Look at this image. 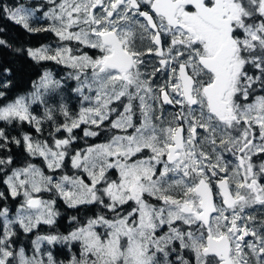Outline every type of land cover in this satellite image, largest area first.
Wrapping results in <instances>:
<instances>
[{
	"label": "snow or ice",
	"instance_id": "obj_1",
	"mask_svg": "<svg viewBox=\"0 0 264 264\" xmlns=\"http://www.w3.org/2000/svg\"><path fill=\"white\" fill-rule=\"evenodd\" d=\"M46 3L0 4V12L58 38L27 54L71 69L81 107L48 105L62 82L47 70L33 92L0 104V121L38 134L57 110L64 117L50 140L0 128V149L23 143L30 158L12 167L13 156L0 157L9 195L21 198L14 212L0 207V264H65L44 243L78 245L67 264H264V220L248 212L264 208V162L253 163L264 156V0ZM37 12L47 26H32ZM81 125L84 138L109 135L74 148ZM57 198L101 210L83 222L70 217L76 227L66 235H37L31 256L14 249L17 229L56 224Z\"/></svg>",
	"mask_w": 264,
	"mask_h": 264
},
{
	"label": "trees",
	"instance_id": "obj_2",
	"mask_svg": "<svg viewBox=\"0 0 264 264\" xmlns=\"http://www.w3.org/2000/svg\"><path fill=\"white\" fill-rule=\"evenodd\" d=\"M14 0H0V4L12 5ZM23 3V2H22ZM27 4H30L27 2ZM0 39L6 41V45H0V91L5 93L6 98H0V104L7 103L17 96L26 94L29 92L32 84L41 75L42 71L49 69L51 71L57 70V66L51 61H40L37 63L27 54L28 48H36L44 43H51L52 36L47 32H35L29 33L19 25L14 24L11 20L0 12ZM9 69L10 72L5 70ZM8 83V87L4 88L2 85ZM64 93L66 95H49L47 101H52L48 103L49 106L57 108L59 103H64L68 106L70 111L71 105L74 103L73 93L70 90L69 85L62 86ZM62 92V91H61ZM55 96V97H54ZM58 96L67 97V99H58ZM38 104L32 106L33 113L37 116H42L39 110H37ZM64 122V117L57 110L55 112V123L51 121H45L42 124L43 133L38 134L35 128L28 123H14L12 125H7L0 121V128H4L6 134L9 137L21 138L24 133H29L34 137L39 139H49V133L54 131V127L57 124H62ZM58 136V134H57ZM3 143V141H0ZM75 144L73 147H75ZM11 155L14 158V164L12 167H17L25 163L26 160L30 158L24 151L23 143L20 146L14 143H9L7 148L0 149V157ZM32 162L37 163L43 167V164L39 158L32 159ZM10 172V169L6 170ZM47 171V169H45ZM3 174H0V191L5 193L8 197L7 200L0 201V207L7 204L8 207L15 209L18 205V199L13 200L8 193L7 186L3 183ZM47 197H50L49 194ZM51 198V197H50ZM57 210L60 215L57 217L56 224L53 226L40 225L36 230L31 233L25 234L22 230L17 229L18 235L14 238L15 242L13 246L22 245L25 249L29 250V242L34 236V233H44V234H66L70 232L75 224L70 222V217L76 216L83 222L88 217L94 216L101 209L98 206L88 205L79 206L78 208H69L62 200L57 198ZM44 251H51L54 258L57 261H64L67 264L68 259H70L73 252L78 254V245L73 247L71 251L64 245L57 244L55 246H50L45 244L43 247Z\"/></svg>",
	"mask_w": 264,
	"mask_h": 264
},
{
	"label": "flooded vegetation",
	"instance_id": "obj_3",
	"mask_svg": "<svg viewBox=\"0 0 264 264\" xmlns=\"http://www.w3.org/2000/svg\"><path fill=\"white\" fill-rule=\"evenodd\" d=\"M27 2H29L30 4H27ZM21 3L24 4L25 6H28V7H34V5H37L38 6V4L39 5H42V6L47 4L46 3V0H14V3L11 6H16V5L21 4ZM31 23H32V26L33 27H44V26H47V24L50 23V22L47 21V20H45L43 17H40L38 14H36V18H34L31 21ZM20 27L23 28L22 26H20ZM47 33L50 36H52V42L51 43H44L42 45H50L51 47H56L58 45V43H59L58 38L52 32H47ZM42 45H40V46H42ZM40 46H38V47H40ZM84 51L88 52L89 55H97L98 54V52L96 50H93V49L85 48ZM150 59H153V58H150ZM51 62L54 65H56L58 67H61L62 69H63V67L66 68V66H64V65L62 66L61 64H57L54 61H51ZM58 67H57V70L56 69L53 70V71H51L49 69H46V70L47 71H50V72H53L56 77H59V79H61V78H63V76H61L62 72H58ZM46 70L42 71V73L45 72ZM42 73H41V75H42ZM71 83L73 85V80L71 81ZM74 84L75 85L77 84L76 81L74 82ZM76 98L77 99L71 105V109H73V113L78 112L79 111V108L81 107L80 100L78 101V95H76ZM165 111H166V113H171V112L175 111V109H172L171 107L166 106ZM105 123L107 124L108 122H105ZM84 127H85V125H81V128L74 130V133L73 134L76 135L77 137H80L81 138V139H78L75 142L76 144H75V147L74 148H82V147H85L86 144L100 143V142L104 141L105 139H107V137L109 135L107 133L102 132L99 137L84 138L83 137V129H84ZM129 131H131V130H129ZM226 155L228 156V159H232V157L229 154H226ZM261 162H264V156H258V157L257 156H254L253 157V163L254 164L258 165ZM233 163H235L234 160H233ZM248 212H249V214L256 216L257 220H264V208H262L260 206H256L253 209H249Z\"/></svg>",
	"mask_w": 264,
	"mask_h": 264
},
{
	"label": "rangeland",
	"instance_id": "obj_4",
	"mask_svg": "<svg viewBox=\"0 0 264 264\" xmlns=\"http://www.w3.org/2000/svg\"><path fill=\"white\" fill-rule=\"evenodd\" d=\"M35 6H37V5H34V7ZM38 6H42V5H39L38 4ZM43 7V9L44 10H47V7H48V5L46 4V5H43L42 6ZM37 14L40 16V17H43L42 16V12H37ZM50 22V21H49ZM53 48H55V47H53ZM62 65V64H61ZM63 66V65H62ZM58 67V66H57ZM71 71V69H69L68 67H66V68H64L63 67V69L61 68V67H58V72H62V74H61V76H63V78H61V79H59V77H56L55 76V74L53 73V72H51L52 74H53V77L55 78V79H57V80H61V82H62V86H64V85H69L70 86V90H71V92L73 93V95H72V97H73V100L75 101L77 98H76V95H78V94H76L74 91H73V89L77 86V84L75 85L74 84V82H75V80L74 79H69L68 78V73ZM44 73V72H43ZM42 73V74H43ZM40 78V77H39ZM39 78L38 79H36V81H34V82H37L38 80H39ZM73 80V85H72V83H71V81ZM33 85H34V83L32 84V86H31V88H30V90H29V92L28 93H26V94H29V93H31V92H33L34 91V87H33ZM62 91V92H61ZM64 89H63V87L61 88V89H59V90H57L55 93H51V94H49V95H54V94H58V95H66L64 92ZM26 94H23V95H26ZM48 95V96H49ZM47 96V97H48ZM47 97H46V99H47ZM55 97V96H54ZM61 99V100H63V99H67V97H63V96H58V99ZM79 100H81V98H79V96H78V101ZM48 103H50V102H52V101H47ZM38 104V107H37V110H39V112H40V114L41 113H43V111H44V105H41V104H39V103H37ZM60 104V103H59ZM58 134V136L59 137H63V136H66L67 135V133L66 132H63V131H61L60 133H56V135ZM69 172H70V170H69ZM71 174V173H70ZM48 196V194L46 193L45 194V198H50V197H47ZM18 199V201L20 202V199L21 198H17ZM19 204V203H18ZM16 208V207H15ZM15 211V209L13 210V212ZM72 231V230H71ZM67 234V233H66ZM65 234V235H66ZM37 235H47V234H44V233H34V236L32 237V239L30 240V242H29V250L27 251L26 249H25V251H26V254L28 255V256H31V255H33V245H32V241L36 238V236ZM46 243H44L43 245H42V247L45 245ZM20 247H23L22 245H16V246H13V248L14 249H16V250H18ZM25 248V247H24ZM46 252V251H45Z\"/></svg>",
	"mask_w": 264,
	"mask_h": 264
}]
</instances>
